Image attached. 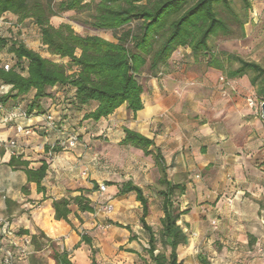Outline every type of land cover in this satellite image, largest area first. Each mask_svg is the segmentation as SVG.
<instances>
[{
  "label": "crops",
  "instance_id": "crops-1",
  "mask_svg": "<svg viewBox=\"0 0 264 264\" xmlns=\"http://www.w3.org/2000/svg\"><path fill=\"white\" fill-rule=\"evenodd\" d=\"M5 18L10 21L6 22ZM26 20L30 19L23 21ZM23 21H18L10 12L3 13L0 34L8 36L2 30L6 28L4 24L15 29ZM39 53L46 58L52 55L47 50ZM13 56L0 48L2 59ZM142 82L143 106L135 113L122 104L96 121L84 119V113L95 108L96 103L79 108L69 106L61 92H55V97L50 94L49 90L58 89L54 85L46 89L48 96L39 102L42 113L34 109L29 118L0 122V138H13L15 124L32 127L30 134L16 138L14 147L0 148V191L4 196L0 208L12 231L29 237L42 231L61 243L60 248L68 252L73 264H91V247L81 240V235L90 237L92 247L99 246L97 242L94 244L92 230L101 227L99 218L103 213L94 203L108 200L117 220L113 224L123 230L124 243L129 248L123 253L140 255V249L134 245L135 239L139 242L140 239L137 236L129 239L130 234L137 232L130 221H121L131 218L137 224L140 202L134 192L120 194L118 190L123 182L131 180L142 188L149 201L146 191L165 189V183L160 182L162 171L155 160V155L160 153L166 179L184 186L176 203L180 210L186 211L177 223L195 230L199 261L202 264H264V118L260 106L250 107L247 103L250 97L260 101L248 75L227 77L222 70L197 61L189 48L178 47L160 72ZM49 111L55 113L58 126L45 133L42 118ZM122 127L151 139L150 153L145 155L139 148L120 144L124 137ZM72 135H82L81 141L90 148L91 142L97 141L93 143V154L87 155L86 169L75 167L73 160L77 152L68 144ZM92 136L97 138L91 139ZM46 145H58L60 150L46 151ZM12 156L27 161V166L33 169L46 161L48 167L41 181L44 190L39 191L35 182H27L21 166L9 164ZM93 182L97 187L102 182L105 190L99 193L93 188ZM81 192L90 199L94 211L80 212L71 204L68 218L72 226L56 219L52 201ZM5 199L11 201L8 208ZM150 210L149 206V214ZM22 229L28 233H20ZM187 243L186 235V243L181 245ZM106 244L111 245L112 239ZM2 246L12 248L15 264H30L28 255L34 253L31 242L28 253L21 255L18 244L0 238V264ZM203 251L211 255L210 262ZM123 261H112V264H128Z\"/></svg>",
  "mask_w": 264,
  "mask_h": 264
},
{
  "label": "trees",
  "instance_id": "trees-1",
  "mask_svg": "<svg viewBox=\"0 0 264 264\" xmlns=\"http://www.w3.org/2000/svg\"><path fill=\"white\" fill-rule=\"evenodd\" d=\"M241 1L244 8L250 7L249 0ZM89 2L95 6L92 21L95 29L116 31L133 21L139 22L138 29L122 31L115 41H111L95 34H78L68 23H61L57 27L50 23L51 17L64 11L81 9ZM5 12L16 15L18 21L30 19L38 27L41 43L46 50L55 57L69 58L73 71L67 73L61 64L27 47L22 39L0 34V48L14 55L11 68L8 71L0 70V79L12 85L10 93L0 96V103L13 104L33 90L26 113H32L34 109L42 113L39 102L48 96L46 89L58 85V88L66 90L63 97L69 106L79 108L95 102V108L83 115L84 119L95 121L109 115L122 104L134 113L140 110L143 106L142 86L136 78L137 74L145 67L150 74H157L178 47H188L195 58L202 52H208L211 37L230 32L226 17L236 16L233 0H0V16ZM235 60L238 62L235 68H226L223 61L214 56L206 64L222 70L227 77L248 75L256 97L260 101L264 100V66L239 56ZM122 130L124 137L120 144L139 148L145 155L150 153L148 148L153 143L151 139L127 127H122ZM45 150L59 151L60 147L46 145ZM155 160L162 171L160 182L166 185L165 189L159 190L163 196V214L157 234L160 242L167 247V254L155 252L157 238L146 221L149 201L142 188L127 180L122 183L118 193L134 192L136 200L140 202L139 222L147 234L148 244L143 250L151 262L182 264L178 260L177 248L186 243V234L177 221L186 210H180L173 198L183 192L184 186L166 179L160 153L155 155ZM9 164L21 166L27 182H35L39 191L44 190L41 181L46 175V161L33 169L27 166V161L12 156ZM96 187V182H93V188ZM5 203L8 208L11 201L5 199ZM71 204L76 205L80 212L94 211L90 199L81 192L54 199V217L72 226L68 218ZM76 217L80 220L77 213ZM124 227L129 229L128 225ZM19 232L28 233V230ZM134 238L136 235L130 234L129 239ZM81 240L90 245L91 264H96V249L92 247L90 237L82 234ZM30 242L34 250L28 255L30 264H43L36 252L46 246L50 248L49 255L55 264H73L68 252L55 247L54 241L42 231L31 234Z\"/></svg>",
  "mask_w": 264,
  "mask_h": 264
},
{
  "label": "rangeland",
  "instance_id": "rangeland-1",
  "mask_svg": "<svg viewBox=\"0 0 264 264\" xmlns=\"http://www.w3.org/2000/svg\"><path fill=\"white\" fill-rule=\"evenodd\" d=\"M249 3L250 7L246 9L243 7L241 0H233V6L236 14L235 18L226 17V15L221 12V15L226 17V21L230 27V32L228 34L220 33L211 37L209 40V51L199 54L196 57L197 61L199 59L202 62H206L210 57L214 56L223 61V64L226 68H235L238 66V62L235 60V57L239 56L243 59L255 61L264 66V0H249ZM94 7V3L89 2L81 9L61 12L59 15L52 17L50 21L54 27L59 26L61 23H68L78 34H95L111 41H115V38L120 35L122 31L129 29L136 31L138 29V21H133L130 24L123 26L121 29H117L116 31L95 29L92 25L93 15L95 13ZM5 19L6 22L10 21L9 18ZM4 25L6 28L2 30H6L8 35L24 40L27 47L34 49L35 51L41 53L46 52V48L42 45L40 40L39 30L30 22V20L23 21L18 26V28L16 27L15 29L9 27L8 23ZM184 48L187 49L188 47L184 46ZM48 58L52 59L55 63L61 64L67 73H71L73 71L70 67L69 58H58L52 55H48ZM149 75L151 74L147 67H145L141 73L136 75V78L139 82H142L143 79H146ZM49 91L52 96L55 95V92H61L62 94L66 93V90L62 88H58L56 90L52 89ZM33 93L34 91L31 90L29 93L18 98V102L21 103L23 109L26 108L28 101L31 100L30 96ZM75 137V144L73 146L69 145V147L73 148L77 152V155L73 161L75 167L78 168L79 166H83L85 168L87 163V155L93 154V143H97V141H92V147L90 148L88 145H86V143L81 141L80 137H82V135H75ZM96 138L97 137L92 136L91 139ZM100 140L104 142L102 137ZM112 158L115 160L119 159V157ZM84 176L86 177V175ZM102 182L106 183L108 180H103ZM96 188L98 189V187ZM157 189L158 188L146 191L148 193L147 195L149 196V206L151 209V212L146 220L147 223L152 227V230L155 232L157 238V249L155 252L161 251L167 254V247L160 242L157 234L160 228V215H162L161 203L163 199V196ZM98 199H100V197H98ZM125 200L127 201L129 199L125 197ZM173 200L176 203L177 196L174 197ZM94 204L96 205L97 210L103 213V215L99 218L101 221V227H96L92 230L94 234L92 237L95 239L94 244H96V242L99 243V246H95V257H97L99 261L98 264H112V261L116 262L122 260H124L123 263L126 262L128 264H153L147 252L142 249V247H148V244L147 234L142 229L140 222L138 221L137 224L136 222L132 223L131 218H128L127 220H121L124 222L130 221V225L132 226L133 230L137 232L136 236L138 239H140V242L137 239H135L134 242L135 247L140 249V255L138 253L132 255L123 253L129 248H127L126 243H124L125 237L123 230L119 227H115L113 224V222H117V220L113 218L114 208L112 207L111 211H107L105 209L107 205H111L108 200H98ZM0 216H3L1 208ZM181 226L187 235L188 243L186 245L178 246V260L182 264H202L197 256L200 250H198L194 244V240L196 238L195 230L189 226L186 227V225L182 222ZM110 239H112V244H106V241H109ZM54 246L60 249L61 243L54 241ZM203 252V256L210 262L209 258L211 255L207 254L205 251ZM49 253L50 248L48 246L39 251V257L43 264H55V261L50 257Z\"/></svg>",
  "mask_w": 264,
  "mask_h": 264
},
{
  "label": "built area",
  "instance_id": "built-area-1",
  "mask_svg": "<svg viewBox=\"0 0 264 264\" xmlns=\"http://www.w3.org/2000/svg\"><path fill=\"white\" fill-rule=\"evenodd\" d=\"M12 66L11 59H2L0 57V70L8 71ZM12 90V85L9 83L4 82L0 79V96L6 95L10 93ZM264 102V100L257 101L255 98H247V103L250 107L260 106ZM32 113H26V108L23 109L20 102H14L9 107H6L2 103H0V122L6 123L10 120H13L18 117H31ZM43 128L45 133L48 131L57 128V120L55 113L52 112H45L43 114ZM32 132L31 125H22V124H15V132L13 138H0V148L2 146H10L14 147L16 145V138L21 135H28ZM76 142V137L71 136L68 140V144L73 146ZM99 192H103L105 190V185L100 183L98 185ZM4 198L0 191V200ZM107 211H111L112 206L107 205L105 207ZM0 238L7 239L12 244H18V251L21 255H26L28 253L27 246L30 243V237L25 234H17L16 232L12 231L9 221L0 216ZM2 257H1V264H15V254L11 247L9 246H2Z\"/></svg>",
  "mask_w": 264,
  "mask_h": 264
},
{
  "label": "water",
  "instance_id": "water-1",
  "mask_svg": "<svg viewBox=\"0 0 264 264\" xmlns=\"http://www.w3.org/2000/svg\"><path fill=\"white\" fill-rule=\"evenodd\" d=\"M261 115L264 118V102L261 104Z\"/></svg>",
  "mask_w": 264,
  "mask_h": 264
}]
</instances>
